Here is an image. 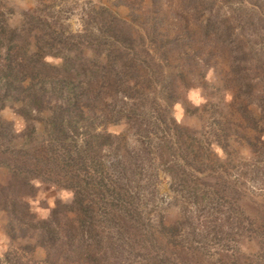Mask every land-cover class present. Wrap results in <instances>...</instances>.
Here are the masks:
<instances>
[{"label": "rangeland", "instance_id": "1", "mask_svg": "<svg viewBox=\"0 0 264 264\" xmlns=\"http://www.w3.org/2000/svg\"><path fill=\"white\" fill-rule=\"evenodd\" d=\"M0 264H264V0H0Z\"/></svg>", "mask_w": 264, "mask_h": 264}]
</instances>
